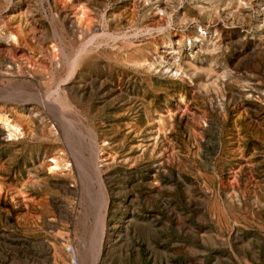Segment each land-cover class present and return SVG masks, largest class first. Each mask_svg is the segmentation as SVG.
Returning <instances> with one entry per match:
<instances>
[{
  "label": "rangeland",
  "instance_id": "rangeland-1",
  "mask_svg": "<svg viewBox=\"0 0 264 264\" xmlns=\"http://www.w3.org/2000/svg\"><path fill=\"white\" fill-rule=\"evenodd\" d=\"M0 116V264H264V0H0Z\"/></svg>",
  "mask_w": 264,
  "mask_h": 264
},
{
  "label": "bare ground",
  "instance_id": "bare-ground-1",
  "mask_svg": "<svg viewBox=\"0 0 264 264\" xmlns=\"http://www.w3.org/2000/svg\"><path fill=\"white\" fill-rule=\"evenodd\" d=\"M79 19H81V17L79 18ZM82 20V19H81ZM78 24V23H77ZM84 25V24H83ZM82 25V26H83ZM82 28V27H81ZM204 30H200L199 29V33L200 34H202V32H203ZM98 35V34H97ZM96 37H98V36H93V37H91V39H90V41L88 42V44L89 43H92L93 41H94V39L96 38ZM87 39V38H86ZM82 46V45H81ZM88 48H89V46H87ZM90 49V48H89ZM86 50H87V48L85 47V46H82V48H81V50H80V52H78L76 55H75V58H73L72 60L70 59H68V71H69V75L68 76H70L71 74H72V72H74L75 71V69L78 67V66H80L79 64L80 63H82V61L80 62V54H83V53H85L86 52ZM91 51V50H90ZM83 59V58H82ZM67 62V61H66ZM172 72V71H171ZM59 98V97H58ZM61 99V98H60ZM60 103V102H59ZM61 104V103H60ZM54 107V106H53ZM57 113V112H56ZM57 118V117H56ZM4 123V122H6V120L2 117V116H0V123ZM60 122V121H59ZM68 123V122H67ZM66 123V124H67ZM59 124V123H58ZM6 125H7V127H8V131H9V135L11 136V134L12 133H15V132H17L18 131V126L17 125H12V124H10V123H6ZM55 125V124H54ZM63 125V124H62ZM69 125H70V123H69ZM64 126V125H63ZM66 126H68V125H66ZM72 126V125H71ZM61 127V126H60ZM66 129H67V127H66ZM65 130V129H64ZM64 130H63V134H64ZM67 132V131H66ZM71 132V131H70ZM69 132V133H70ZM60 133H61V131H60ZM55 139V138H54ZM72 147V146H71ZM71 149V148H70ZM77 157V156H76ZM73 160V159H72ZM54 161V165L56 166V164H57V162H56V160H53ZM99 161V160H98ZM45 164V163H44ZM45 165H47V164H45ZM49 169H51V168H49ZM54 169V168H53ZM55 170V169H54ZM51 171V170H50ZM103 228V227H102ZM101 233V232H100ZM99 244H100V246H99V249L96 251V254H94V256H95V258H94V264H96V261H97V259H98V257H99V254H100V250H101V248H102V244L103 243H101L100 241H99Z\"/></svg>",
  "mask_w": 264,
  "mask_h": 264
},
{
  "label": "built area",
  "instance_id": "built-area-1",
  "mask_svg": "<svg viewBox=\"0 0 264 264\" xmlns=\"http://www.w3.org/2000/svg\"><path fill=\"white\" fill-rule=\"evenodd\" d=\"M204 34H205V33H204V31H203L202 34H199V35H200V37H202Z\"/></svg>",
  "mask_w": 264,
  "mask_h": 264
}]
</instances>
